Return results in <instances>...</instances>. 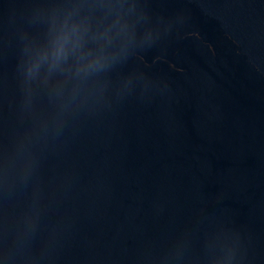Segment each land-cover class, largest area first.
<instances>
[{
    "label": "water",
    "instance_id": "1",
    "mask_svg": "<svg viewBox=\"0 0 264 264\" xmlns=\"http://www.w3.org/2000/svg\"><path fill=\"white\" fill-rule=\"evenodd\" d=\"M24 3L0 0V157L29 127L9 23ZM149 3L182 13L178 32L111 78L143 72L167 90L70 118L34 148L26 184L0 183V260L19 250L7 264H208L219 229L240 232L245 264H264V0Z\"/></svg>",
    "mask_w": 264,
    "mask_h": 264
},
{
    "label": "clouds",
    "instance_id": "2",
    "mask_svg": "<svg viewBox=\"0 0 264 264\" xmlns=\"http://www.w3.org/2000/svg\"><path fill=\"white\" fill-rule=\"evenodd\" d=\"M9 7L18 114L29 127L0 157V183L15 174L26 184L37 167L34 148L59 137L70 118L111 110L136 93L144 99L150 89L167 90L165 80H152L143 72L117 81L111 75L176 34L182 13L159 14L149 0H25L19 10ZM34 214L35 208L23 218L26 233L34 228ZM18 251L7 250L0 264L15 261ZM205 251L208 264H245L247 259L236 230L210 233Z\"/></svg>",
    "mask_w": 264,
    "mask_h": 264
}]
</instances>
